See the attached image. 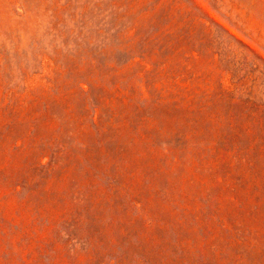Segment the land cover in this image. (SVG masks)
Here are the masks:
<instances>
[{"label":"rangeland","instance_id":"rangeland-1","mask_svg":"<svg viewBox=\"0 0 264 264\" xmlns=\"http://www.w3.org/2000/svg\"><path fill=\"white\" fill-rule=\"evenodd\" d=\"M0 264H264V0H0Z\"/></svg>","mask_w":264,"mask_h":264}]
</instances>
